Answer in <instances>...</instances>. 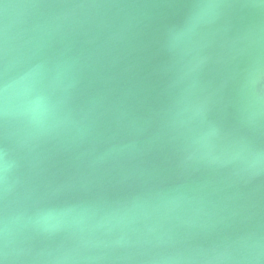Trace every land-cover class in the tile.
I'll use <instances>...</instances> for the list:
<instances>
[{
	"label": "water",
	"instance_id": "1",
	"mask_svg": "<svg viewBox=\"0 0 264 264\" xmlns=\"http://www.w3.org/2000/svg\"><path fill=\"white\" fill-rule=\"evenodd\" d=\"M0 264H264V0H0Z\"/></svg>",
	"mask_w": 264,
	"mask_h": 264
}]
</instances>
